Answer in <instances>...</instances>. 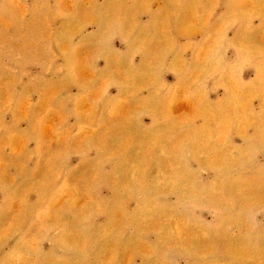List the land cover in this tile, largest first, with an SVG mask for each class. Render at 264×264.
<instances>
[{
	"label": "rangeland",
	"instance_id": "obj_1",
	"mask_svg": "<svg viewBox=\"0 0 264 264\" xmlns=\"http://www.w3.org/2000/svg\"><path fill=\"white\" fill-rule=\"evenodd\" d=\"M0 264H264V0H0Z\"/></svg>",
	"mask_w": 264,
	"mask_h": 264
},
{
	"label": "bare ground",
	"instance_id": "obj_2",
	"mask_svg": "<svg viewBox=\"0 0 264 264\" xmlns=\"http://www.w3.org/2000/svg\"><path fill=\"white\" fill-rule=\"evenodd\" d=\"M18 151V150H17Z\"/></svg>",
	"mask_w": 264,
	"mask_h": 264
}]
</instances>
